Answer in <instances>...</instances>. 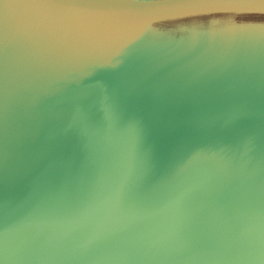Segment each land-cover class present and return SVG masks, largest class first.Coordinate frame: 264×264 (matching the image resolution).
Wrapping results in <instances>:
<instances>
[{
    "label": "rangeland",
    "instance_id": "obj_1",
    "mask_svg": "<svg viewBox=\"0 0 264 264\" xmlns=\"http://www.w3.org/2000/svg\"><path fill=\"white\" fill-rule=\"evenodd\" d=\"M13 1L0 2V19L24 18L23 50L43 68L37 89L55 81L91 95L53 98L66 126L21 189L2 193L0 264L87 253L118 264H264V13L150 22ZM70 75L83 76L84 89ZM21 76L33 81L27 68ZM2 90L6 100L22 92ZM53 90L36 94L32 110L2 112H52L54 137L62 115L47 102ZM22 192L30 204L19 214Z\"/></svg>",
    "mask_w": 264,
    "mask_h": 264
},
{
    "label": "water",
    "instance_id": "obj_2",
    "mask_svg": "<svg viewBox=\"0 0 264 264\" xmlns=\"http://www.w3.org/2000/svg\"><path fill=\"white\" fill-rule=\"evenodd\" d=\"M8 1V0H0ZM17 2L24 1L22 3H30L33 1H41L43 3H50L57 7H62L65 9H75V10H83L89 12L99 13H114V14H122L132 17H138V19L148 20L150 22L171 20L177 18H185L196 15H204L210 13H223V12H245V13H264V0H15ZM20 3V6L24 4ZM4 20L0 19V112L3 110V106L12 105L16 109H25L32 110L34 105V98L36 94H42L45 89H49V87L54 88L53 92L50 93L47 102L54 106L56 109L60 111V115H62L61 125L58 130L55 132L52 140H49L43 149L36 155L31 165L26 169L24 173H21L20 176H11V172L15 167L20 168L21 164L26 161L28 158L29 152V144L26 141L27 136L29 135L32 129V121L27 122L22 130L20 131L21 137L17 140L12 139L7 146L4 148H0V199L3 195L2 193L5 190H19L21 189L22 183L26 180L29 172L35 165L37 159L41 156L45 148L48 144L57 140V133L61 130L62 126H66L65 119L67 118V110L63 107L57 106L53 98L55 96L60 95L62 102L70 103V93L81 95L82 92L84 95L90 96L91 93L88 90L84 89V77L80 75L81 80L78 82L71 79V75L68 78L73 82V86L78 87L80 89H84L80 94L77 90L73 91L70 87L61 88L58 84L53 81V83L42 84L40 90L37 89V76L36 69H43L39 66V58L38 55L35 54V59L31 57L34 56L32 52H25L23 50L24 41L28 40L30 35H26L24 38L23 32L24 24L22 17H17L16 12L9 15H3ZM28 18V17H27ZM29 19V18H28ZM29 26L31 24L27 23ZM26 27V26H25ZM27 28V27H26ZM28 30H33L27 28ZM26 32V31H25ZM33 37V35H32ZM242 41H247L248 43H258V39L254 38H241ZM31 41V40H28ZM26 58V62L31 64V66H23L24 57ZM33 63V64H32ZM27 64V65H28ZM36 66V67H34ZM35 69H34V68ZM45 67V66H44ZM25 68L32 71L33 81L28 80L27 76H24L22 80V70ZM62 69V70H61ZM76 70V69H75ZM75 70H69L72 72ZM66 71L64 68H60L58 73L64 74ZM78 72V71H77ZM80 73V72H79ZM72 74V73H71ZM65 77V76H64ZM18 79L23 82L22 85H18ZM103 85H100L101 87ZM10 87V88H19L22 92L17 93L12 96L10 99L6 100L2 98V89ZM98 87V88H99ZM96 88V92L97 89ZM104 88V87H103ZM102 88V90H103ZM56 89V90H55ZM100 90V92L102 91ZM29 93H32L33 96L29 97ZM99 93V92H97ZM22 100V101H20ZM23 102H28L29 107L25 106ZM43 167V163L40 162L38 166L37 172H41ZM21 199L18 202L17 210L19 214H22L26 211L27 206H29L30 202L27 200L28 197L26 194L21 193ZM2 202L0 201V204ZM56 208L46 210L45 216H49L54 212ZM88 256L100 258L106 264H118L117 261L110 256L87 253L76 254L74 256H70L61 260L57 264H63L66 260L75 257L86 258Z\"/></svg>",
    "mask_w": 264,
    "mask_h": 264
},
{
    "label": "bare ground",
    "instance_id": "obj_3",
    "mask_svg": "<svg viewBox=\"0 0 264 264\" xmlns=\"http://www.w3.org/2000/svg\"><path fill=\"white\" fill-rule=\"evenodd\" d=\"M102 14L138 19V17L122 14ZM58 48L59 47H57V49ZM30 121H32V129L29 136H31L30 146H32L29 147L30 151L28 153V160L32 162L36 155L43 149L45 144L53 138L54 130L57 126V120L52 112H46L43 109H36L31 115L20 114L12 110H5L0 113V148L7 146L12 139L15 140V137L17 140L20 139L21 129ZM13 177H15V173H13Z\"/></svg>",
    "mask_w": 264,
    "mask_h": 264
},
{
    "label": "crops",
    "instance_id": "obj_4",
    "mask_svg": "<svg viewBox=\"0 0 264 264\" xmlns=\"http://www.w3.org/2000/svg\"><path fill=\"white\" fill-rule=\"evenodd\" d=\"M13 2H17V1L14 0Z\"/></svg>",
    "mask_w": 264,
    "mask_h": 264
}]
</instances>
